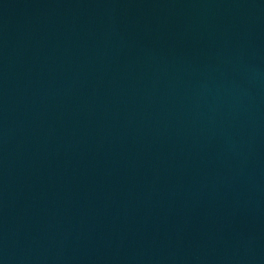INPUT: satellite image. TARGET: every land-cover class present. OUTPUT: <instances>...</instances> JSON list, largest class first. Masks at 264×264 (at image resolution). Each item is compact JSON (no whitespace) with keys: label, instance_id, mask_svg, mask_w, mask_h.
<instances>
[{"label":"water","instance_id":"water-1","mask_svg":"<svg viewBox=\"0 0 264 264\" xmlns=\"http://www.w3.org/2000/svg\"><path fill=\"white\" fill-rule=\"evenodd\" d=\"M0 264H264V0H0Z\"/></svg>","mask_w":264,"mask_h":264}]
</instances>
